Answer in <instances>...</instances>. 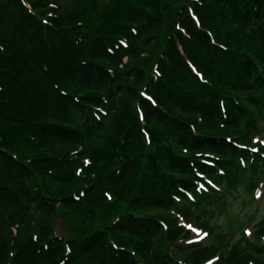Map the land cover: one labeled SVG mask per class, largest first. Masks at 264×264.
<instances>
[{
    "label": "trees",
    "instance_id": "trees-1",
    "mask_svg": "<svg viewBox=\"0 0 264 264\" xmlns=\"http://www.w3.org/2000/svg\"><path fill=\"white\" fill-rule=\"evenodd\" d=\"M71 3L0 0V264H264V0Z\"/></svg>",
    "mask_w": 264,
    "mask_h": 264
},
{
    "label": "rangeland",
    "instance_id": "rangeland-1",
    "mask_svg": "<svg viewBox=\"0 0 264 264\" xmlns=\"http://www.w3.org/2000/svg\"><path fill=\"white\" fill-rule=\"evenodd\" d=\"M59 2L66 7L72 5L71 0H59ZM262 138L264 139L263 136ZM244 184L238 185L229 193H224V206L219 209L216 208L212 212V216L207 215L211 223L216 226L217 231H224L226 240H235L241 232L248 238L253 239L252 231L254 225L264 216V184L252 189L251 193L248 192L250 190L244 187ZM57 226L61 232H66L70 235L75 232L70 229L69 219L64 216L57 218ZM188 229L191 231V238L198 242L208 244L213 239L208 233L204 236L203 234L206 232L195 226L193 222L191 227L188 226ZM254 241L262 244L264 243V238ZM221 248L223 249L224 247Z\"/></svg>",
    "mask_w": 264,
    "mask_h": 264
},
{
    "label": "snow or ice",
    "instance_id": "snow-or-ice-1",
    "mask_svg": "<svg viewBox=\"0 0 264 264\" xmlns=\"http://www.w3.org/2000/svg\"><path fill=\"white\" fill-rule=\"evenodd\" d=\"M253 151H255V149H254ZM201 187H203V185H201ZM189 227H191V226H189ZM194 231H195V229H194ZM203 235L206 236L207 233H204ZM201 238H202V237H201Z\"/></svg>",
    "mask_w": 264,
    "mask_h": 264
}]
</instances>
